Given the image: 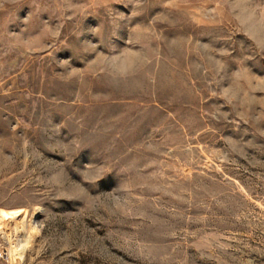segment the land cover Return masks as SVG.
<instances>
[{"label": "rangeland", "instance_id": "rangeland-1", "mask_svg": "<svg viewBox=\"0 0 264 264\" xmlns=\"http://www.w3.org/2000/svg\"><path fill=\"white\" fill-rule=\"evenodd\" d=\"M0 238L264 264V0H0Z\"/></svg>", "mask_w": 264, "mask_h": 264}, {"label": "built area", "instance_id": "built-area-1", "mask_svg": "<svg viewBox=\"0 0 264 264\" xmlns=\"http://www.w3.org/2000/svg\"><path fill=\"white\" fill-rule=\"evenodd\" d=\"M15 252L3 238H0V264H20L23 255L20 248Z\"/></svg>", "mask_w": 264, "mask_h": 264}]
</instances>
